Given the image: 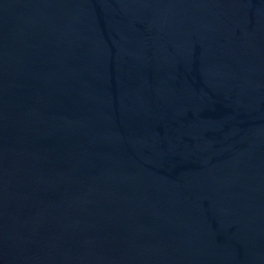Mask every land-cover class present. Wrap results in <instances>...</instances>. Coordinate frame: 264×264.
I'll return each instance as SVG.
<instances>
[{
    "label": "water",
    "instance_id": "water-1",
    "mask_svg": "<svg viewBox=\"0 0 264 264\" xmlns=\"http://www.w3.org/2000/svg\"><path fill=\"white\" fill-rule=\"evenodd\" d=\"M0 264H264V0H0Z\"/></svg>",
    "mask_w": 264,
    "mask_h": 264
}]
</instances>
